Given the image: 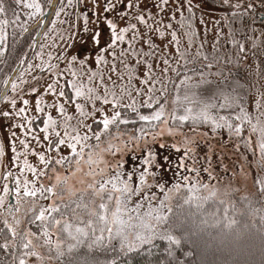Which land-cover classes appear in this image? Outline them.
Returning a JSON list of instances; mask_svg holds the SVG:
<instances>
[{
	"label": "rangeland",
	"instance_id": "obj_1",
	"mask_svg": "<svg viewBox=\"0 0 264 264\" xmlns=\"http://www.w3.org/2000/svg\"><path fill=\"white\" fill-rule=\"evenodd\" d=\"M11 1L9 38L0 23V87L14 67L7 38L46 12L42 0ZM198 1H187V10L176 0H60L36 53L0 104V220L19 208L26 215L42 208L44 217L82 194L80 207L48 236L29 235L43 256L38 264H57L49 248L75 238L88 222L96 243L112 225L135 229L141 214L159 212L183 186L206 180L214 188L237 175L250 188L253 163L264 196V23L245 25ZM171 81L175 90L226 82L196 112L191 92L175 101L204 131L216 127V113L233 110L242 122L232 126L237 133L225 138L226 131L214 136L163 124L142 138L111 135L117 108L151 106L168 94ZM225 116L219 115L223 130L230 126ZM104 194L99 205L105 207L96 213Z\"/></svg>",
	"mask_w": 264,
	"mask_h": 264
},
{
	"label": "trees",
	"instance_id": "obj_2",
	"mask_svg": "<svg viewBox=\"0 0 264 264\" xmlns=\"http://www.w3.org/2000/svg\"><path fill=\"white\" fill-rule=\"evenodd\" d=\"M42 1L47 11L51 0ZM8 3L10 5L12 1L0 0L3 9L0 11V23L6 28L5 33L9 38L13 33L14 19L13 13L7 10ZM30 28L11 38L10 42L7 38L4 43L9 46L10 61L14 62L12 73L17 67L23 69L37 51L35 38L40 26L29 31ZM11 74L6 75L1 84L0 95ZM225 85L226 82L214 81L204 86L190 85L175 90L171 81L168 94L157 103L141 108H117L111 135L116 133L133 139L142 138L157 131L163 124L171 129L203 132V123L182 116L183 108L177 105L176 96L183 97L191 92L195 100L190 102V106L196 112L200 101L213 100ZM161 110H166L167 114L157 117L155 114ZM233 113L230 109L216 113V127L204 132L218 136L226 131L224 137H232L242 125ZM221 114L226 115L225 120L230 125L224 130L219 117ZM254 165H248L253 171L250 188L249 182L240 183L237 175L213 185L214 188L208 187L206 180L181 186L168 196L159 212L141 214V224L136 223V230L134 226H129L132 223H126L128 226L125 229L114 227L110 219L112 226L107 237L103 242L96 243L94 227L88 222L81 233L75 232V238L64 240L55 248L50 247L51 259L57 264H186L187 259L195 264H264V196L254 176ZM246 166L242 167L243 170ZM246 174L241 175L240 179L245 180ZM81 196L61 201V211L51 208L43 219L39 218L42 208L28 215L23 214L20 208H14L15 212H10V216L5 215L4 220H0V264H21V261L23 264H38L43 256L31 244L29 235L48 236L57 229L58 221L70 217L80 207ZM107 198L108 194L99 197L94 208L96 213L100 199L105 201ZM121 236L122 239H119Z\"/></svg>",
	"mask_w": 264,
	"mask_h": 264
},
{
	"label": "flooded vegetation",
	"instance_id": "obj_3",
	"mask_svg": "<svg viewBox=\"0 0 264 264\" xmlns=\"http://www.w3.org/2000/svg\"><path fill=\"white\" fill-rule=\"evenodd\" d=\"M53 0H51L52 3ZM187 1H192L193 3L198 0H176V3L179 5L185 4L186 8L189 10V7L187 6ZM228 1V7H224L221 0H199V5L202 4V6H208L211 8H217L220 10L225 11H235L236 9H240V12H237L236 14H232L231 16H235L238 19H241L245 25L251 24L252 21H255L257 23H262L261 20L264 17V11H260V9L264 3V0H254V2H258L256 5L251 4L252 0H226ZM240 1H244L245 6L238 7V3ZM175 3V2H174ZM238 5V6H237ZM189 13V11H188ZM186 16V13H185ZM237 20V19H236Z\"/></svg>",
	"mask_w": 264,
	"mask_h": 264
},
{
	"label": "water",
	"instance_id": "obj_4",
	"mask_svg": "<svg viewBox=\"0 0 264 264\" xmlns=\"http://www.w3.org/2000/svg\"><path fill=\"white\" fill-rule=\"evenodd\" d=\"M221 2L223 3V6L224 7H228L229 5L227 4L226 0H221ZM60 3V0H53L52 3L50 4V7L47 9V11L44 13V15L40 18V20L34 25L32 26L29 31L37 28L40 26V29L37 33V36L35 38V43L38 44L39 40L41 39L42 35L44 34L50 20L52 19V17L54 16L57 8H58V5ZM79 6H80V3H78ZM237 12H240V9H236L235 11H221L222 14L224 15H227L229 13L231 14H236ZM78 17V15H77ZM262 23H264V17L262 18L261 20ZM21 68L20 67H17L15 69V71L12 73V75L9 77L1 95H0V104L2 103V101L5 99L6 95L8 94L9 92V89L13 83V81L15 80L17 74L20 72Z\"/></svg>",
	"mask_w": 264,
	"mask_h": 264
},
{
	"label": "snow or ice",
	"instance_id": "obj_5",
	"mask_svg": "<svg viewBox=\"0 0 264 264\" xmlns=\"http://www.w3.org/2000/svg\"><path fill=\"white\" fill-rule=\"evenodd\" d=\"M0 11H3L2 7H0ZM121 39H122V37H121ZM114 119H115V118H114ZM141 119H147V118H146V117H141ZM104 123H105V127H107L109 121L105 120ZM61 143H63V141H61ZM73 147H74V146H73ZM141 179H143V177H142ZM102 187H103V186H102ZM124 191H128L127 187H125ZM33 195H34V193H33ZM100 207H101V208H104L105 206H104L103 204H101ZM39 218H43V213H41V217H39ZM57 223H59V222H57ZM25 247H27V245H25ZM21 264H23V261H21Z\"/></svg>",
	"mask_w": 264,
	"mask_h": 264
}]
</instances>
